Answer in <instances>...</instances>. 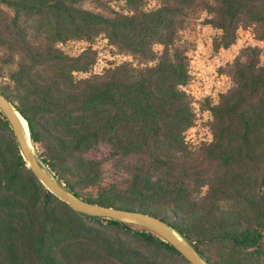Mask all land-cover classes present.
Listing matches in <instances>:
<instances>
[{
    "label": "trees",
    "instance_id": "obj_1",
    "mask_svg": "<svg viewBox=\"0 0 264 264\" xmlns=\"http://www.w3.org/2000/svg\"><path fill=\"white\" fill-rule=\"evenodd\" d=\"M156 2L0 0V92L26 120L43 169L75 195L168 222L209 264H264L261 49L242 48L220 70L230 84L206 103L211 139L191 144L190 47L180 36L204 11L220 31L215 49L240 28L264 42V0ZM99 36L131 60L92 72ZM80 40L76 54L59 46ZM0 264L190 263L148 229L53 195L0 110Z\"/></svg>",
    "mask_w": 264,
    "mask_h": 264
},
{
    "label": "rangeland",
    "instance_id": "obj_2",
    "mask_svg": "<svg viewBox=\"0 0 264 264\" xmlns=\"http://www.w3.org/2000/svg\"><path fill=\"white\" fill-rule=\"evenodd\" d=\"M143 3L146 7L157 4L156 0H143ZM205 16L206 13L204 11L196 12L191 17L187 28L180 32L182 40H185L190 47L187 52L190 77L184 89L190 95L192 108L195 113L194 124L185 133L186 140L191 144L211 139V133L208 128V121L211 116L206 109V103L208 101L215 102L218 94L230 84L228 76L220 70L227 63H231L239 51L246 46L256 45L260 47L261 61L264 62V42L255 40L249 28H240L237 32L236 41L229 47L215 49L213 42L218 38L220 31L204 24L203 19ZM86 45L87 42L81 40L59 44L63 50L70 54L81 52ZM92 46L96 48L98 55L97 62L92 69L94 73L102 72L110 64L131 60L130 56L114 54L111 46L102 36L97 37ZM33 147H31V153L40 162L38 149L34 145ZM40 164L43 166L41 162ZM45 170L48 171L47 169ZM129 203L128 201L121 202L124 205Z\"/></svg>",
    "mask_w": 264,
    "mask_h": 264
},
{
    "label": "water",
    "instance_id": "obj_3",
    "mask_svg": "<svg viewBox=\"0 0 264 264\" xmlns=\"http://www.w3.org/2000/svg\"><path fill=\"white\" fill-rule=\"evenodd\" d=\"M0 110L10 124L19 146L20 153L26 161L27 166L32 170L41 184L57 198L67 203L75 211L86 215L113 218L137 224L154 232L173 245L190 264H209L193 246L188 244L175 230L172 229L168 222L141 210L92 203L69 191L63 184L57 182L52 174L43 169L41 164L37 162L27 145V138L23 125L19 120V116L25 122L26 120L20 115L16 106L1 92Z\"/></svg>",
    "mask_w": 264,
    "mask_h": 264
},
{
    "label": "bare ground",
    "instance_id": "obj_4",
    "mask_svg": "<svg viewBox=\"0 0 264 264\" xmlns=\"http://www.w3.org/2000/svg\"><path fill=\"white\" fill-rule=\"evenodd\" d=\"M19 120L21 121V124L23 125V128H24V131H25V135H26V138H27V145L31 151V147H32V143H31V140H30V137H29V131H28V128H27V123L19 116Z\"/></svg>",
    "mask_w": 264,
    "mask_h": 264
}]
</instances>
